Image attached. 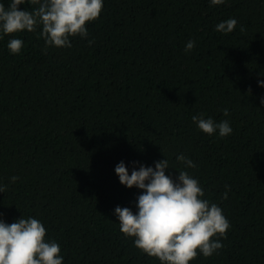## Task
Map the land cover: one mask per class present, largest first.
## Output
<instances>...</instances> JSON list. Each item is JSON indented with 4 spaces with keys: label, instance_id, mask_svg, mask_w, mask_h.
<instances>
[{
    "label": "trees",
    "instance_id": "obj_1",
    "mask_svg": "<svg viewBox=\"0 0 264 264\" xmlns=\"http://www.w3.org/2000/svg\"><path fill=\"white\" fill-rule=\"evenodd\" d=\"M229 17L236 28L216 31ZM87 27L86 39L46 52L39 29L10 34L24 41L19 54L0 39V218L42 220L64 264H159L119 230L114 207L135 211L140 190L114 166L164 156L176 166L184 152L230 222L223 247L191 264H264V0H104ZM197 113L233 132L203 133Z\"/></svg>",
    "mask_w": 264,
    "mask_h": 264
},
{
    "label": "clouds",
    "instance_id": "obj_2",
    "mask_svg": "<svg viewBox=\"0 0 264 264\" xmlns=\"http://www.w3.org/2000/svg\"><path fill=\"white\" fill-rule=\"evenodd\" d=\"M227 0H208L209 5H222ZM35 5L20 8L19 5ZM104 0H0V39L5 35L10 54H19L24 41L18 35L22 31L34 32L44 41L42 52L49 47L71 48L72 37L86 39L89 36L88 23L99 18ZM237 26L235 17H229L215 24L220 33H230ZM240 31H244L243 26ZM92 44V39H87ZM196 41L189 39L184 51L190 52ZM257 85L264 88V79ZM264 105V95L259 97ZM225 117L228 109L223 110ZM191 120L203 133L223 138L233 132L228 119L214 120L204 113L192 115ZM162 153V151H161ZM164 156V155H163ZM176 166L165 156L153 165L145 166L139 161L123 160L114 166V173L121 185L140 190L135 197V211L130 207L116 205L113 215L119 222V230L125 238H132L133 245L159 264H191L197 257H210L223 247L222 238L230 228V222L223 209L205 196V189L190 169L198 165L184 152L175 154ZM138 165V166H137ZM175 169L173 177L171 171ZM9 183L19 177L12 175ZM7 184L0 183V193ZM220 199H227L230 185ZM47 228L42 220L20 215L7 223L0 218V264H64L60 244L46 236Z\"/></svg>",
    "mask_w": 264,
    "mask_h": 264
}]
</instances>
